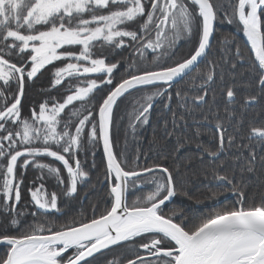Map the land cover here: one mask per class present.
Segmentation results:
<instances>
[{"label":"snow or ice","instance_id":"snow-or-ice-1","mask_svg":"<svg viewBox=\"0 0 264 264\" xmlns=\"http://www.w3.org/2000/svg\"><path fill=\"white\" fill-rule=\"evenodd\" d=\"M229 7L231 15L214 0H0V196L4 198L0 215L7 217V227L0 232L4 248L0 264H121L101 259L116 247H130L134 258L125 264H264V198L249 202L243 180L245 173L255 174L257 166L264 170V126H250L248 143L236 145L235 136H226L228 127L219 109L208 110L214 123L208 115L197 119L198 109L215 103L210 86L224 80L225 63L235 70L237 63L247 62L257 77V92L245 96L241 111L264 100V0H238ZM220 13L227 23L242 25L254 60L245 61L239 48L236 62L209 58ZM132 24L138 28L132 30ZM193 39L195 47L176 59L179 42ZM124 48H131L128 68L133 70L114 83L113 73L121 61L109 57ZM149 53L155 55L149 58ZM45 69L52 75L49 90L63 86L67 94L63 102L55 97L36 102L29 107L30 115L23 116L26 81L33 83ZM228 75L235 80L234 71ZM182 81L191 82L187 90L178 86ZM105 86L110 87L99 96L97 90L104 92ZM241 87L252 85L233 83L227 88L229 106L224 108L223 120L228 125L234 120L243 123L231 107ZM133 90L141 95L132 113V131L137 124L147 125L154 104L162 103L170 115L162 121V138L174 139L175 144L169 148L154 135L157 154L178 155L194 143L201 162L207 156L215 165L212 178L223 190L206 198L216 200L231 193L236 206L194 220L171 208L175 197L188 196L179 167L142 164L148 156L137 151L129 158L126 143L118 157L113 136L119 118L114 117V109ZM189 91L197 94L190 96ZM74 102H80L79 108H69ZM66 108L69 111L62 116ZM176 108L183 111L178 113ZM189 120L196 125L197 140L202 127H214L217 146L186 138L183 130ZM101 142L110 199L99 213L91 205V217L64 213L65 206L82 203L87 196L83 189L92 185L95 146ZM234 146L248 155L233 156V173L221 175L217 169L224 167ZM222 153L226 159H220ZM89 156L93 157L90 166ZM29 166L39 171L27 188L31 213L28 205L17 207ZM47 179L55 181L60 195L45 187ZM130 196L135 197L131 203ZM62 198L64 205L59 203Z\"/></svg>","mask_w":264,"mask_h":264},{"label":"trees","instance_id":"trees-1","mask_svg":"<svg viewBox=\"0 0 264 264\" xmlns=\"http://www.w3.org/2000/svg\"><path fill=\"white\" fill-rule=\"evenodd\" d=\"M217 5H223L225 11L231 15L232 9L229 7L230 3H238V0H214ZM262 21H264V17H261ZM218 22L216 27V33L214 37V41L211 47V52L209 58L213 61L221 62L225 60H230L232 62H236L235 58V50L239 48L241 53L243 54L245 61L249 58L254 60L253 54L250 51L249 47L244 42L241 36V25L237 23H227L224 21L223 13L218 15ZM132 30H136L138 25L132 24ZM262 30H264V26H262ZM195 47V39L192 42L180 41L178 47L176 49L178 55L176 59L183 58L186 54H188L192 48ZM99 51V50H97ZM107 49H104V52L107 53ZM131 48H124L122 50H117L115 55L110 56L109 58L113 61L120 60L121 66L118 70L113 73L115 77L114 83L118 82L122 76H127L129 71L133 69L128 68V64L133 60V57L130 55ZM154 53H149V58H151ZM138 62V61H137ZM57 64H61V62H56ZM62 66V64H61ZM151 66V65H149ZM225 68V77L221 82L219 80L215 81L210 86V93L215 95V103L209 102L208 105L203 108L198 109L197 119H202L204 115H208L209 120H213L212 115L209 113V108L219 109V116L222 118V122L228 127V132L226 136L232 135L236 137L235 144L240 145L242 143H248L246 137L248 134V130L250 126H264V100L259 101L254 106H249L245 108L243 111L240 109V105L244 103V98L246 95L256 94V78L252 75L253 69L249 66V63H237V67L235 70L230 69L229 64L223 65ZM52 68L51 65L48 66V69ZM204 66L201 67V71H204ZM234 71L235 80L229 78L228 72ZM94 78V77H93ZM83 79V78H82ZM52 82L51 72L47 69L42 70V74H38V77L33 83H28L26 81L25 89L26 94L24 100H22V104H24V108L22 110L23 116H29V107L33 106L36 102H39L43 99H47L48 97H55V99L59 102H63L64 96L67 94L63 86H57L56 88L50 89V84ZM67 83V81L65 82ZM191 82L182 81L180 88L187 90L188 86ZM199 83V81H197ZM233 83L244 84L250 83L252 87L250 89L239 88L234 89L237 90V103L232 105L231 107H235L237 110V117L243 121L242 124L237 123L235 120L231 125L227 124V121L223 120L225 116L224 108L228 105L226 91L227 88ZM13 90L15 85L12 86ZM110 86L104 87V92H97L99 96H103ZM194 91H189V95H195ZM140 93H135L132 96H128L127 99L122 98L118 102V106L114 110V117L117 119L118 123V132H116L113 136V144L114 150L116 151L118 157L122 150L125 148V143L127 144L126 152L129 158H132L135 153L138 151L141 155H147V161L141 160V163H147L151 165L153 163H160L165 166H168L170 170L173 167H179L180 169V181L184 184V190L188 193V196L178 195L174 198V203L171 205L172 209H179L183 212L187 213L188 217L197 220L205 215H207L210 211H219L226 207H233L237 205L236 197L231 193L225 192L223 195H220L216 200H210L206 197L214 192L223 191L217 181L212 178V170L215 167L213 162L209 157L205 156L203 162L198 158L199 150L195 147V144L192 143L189 146L180 150V153L177 155L172 153L171 155L165 154L166 158L160 157L157 154V147L153 144V136L155 135L160 144L167 143L169 148H171L175 144L174 139L164 140L162 138L163 135V124L162 121L164 119H170V115L166 109H164L163 104L157 102L156 106L151 110L152 115L149 119V123L143 127H140L138 124L136 125V131L133 132L129 127L130 123H132V113L135 110V102L140 98ZM99 96L97 97V101L99 100ZM176 98L173 97V107L175 104ZM191 103V101H189ZM80 102H74V105H70L69 108H79ZM177 112H182L183 110L180 108H176ZM69 111L68 108L65 109V113L61 114L65 116ZM75 119V118H74ZM215 121L213 120V123ZM171 127V125H169ZM195 127L196 125L192 124L191 120H189V124L187 129H184V135L186 138L191 139L194 142L202 141L205 146H209L215 148L218 143V138L216 134V130L211 126H204L201 128V132L203 133L199 139L195 137ZM239 129V131H237ZM59 130V129H58ZM87 132V129L85 130ZM259 152V148H257ZM247 156V150L240 149L239 147L234 146L230 153L226 154L222 153L220 159H226L225 165L222 168H218L217 171L219 174H229L233 173V165H232V157L237 155ZM95 168L91 171V180L92 185L85 187L83 189L84 192L87 193L86 197H82V203H72L63 208V212L66 214L76 215L79 218V214H83L84 217H91L92 212L90 210L91 205H96L97 213L102 212L104 210L106 201L110 199L109 197V187H106L107 181L104 180L105 176V159L101 147V143L95 146ZM93 157H88V165L90 166L92 163ZM190 160V162H189ZM43 162H50L49 158H43ZM219 163L218 161L216 162ZM56 166L62 168V165L59 162H56ZM63 172V168H62ZM20 169L19 166L17 168V175L19 176ZM39 175V171L34 169L32 166H29L25 175H24V184L21 185L22 188V200L21 204L17 207H21L23 205H28V211L31 213L33 211L32 206L29 204L30 194L27 191V188L30 185V182L35 180V178ZM237 177L239 178V172H237ZM244 183L247 185L246 187V196L248 197L249 202L251 203H259L262 198H264V170H261L259 166H257V171L255 174L245 173L243 177ZM39 183V182H37ZM0 185H2V173H0ZM45 187L49 191H56L58 195L61 194L60 188H58L55 184V181L52 179H47L45 182ZM137 196L141 195V193L137 192ZM3 196H0V201H3ZM135 197L130 196L129 203ZM59 203L64 205V199L62 198ZM56 216H61L60 213H57ZM27 219L31 220L32 217L29 215ZM0 232H3L7 227V217L0 215ZM8 231H15V229L9 228ZM4 248L0 247V254H3ZM134 258L131 254L130 247L129 248H120L116 247L115 251L107 253L105 257H102V261L106 262L108 260H120L121 264H125L126 259Z\"/></svg>","mask_w":264,"mask_h":264},{"label":"water","instance_id":"water-1","mask_svg":"<svg viewBox=\"0 0 264 264\" xmlns=\"http://www.w3.org/2000/svg\"><path fill=\"white\" fill-rule=\"evenodd\" d=\"M216 27H217V24L215 25V31H214V35H213V38L211 39V45L213 44V41H214V37H215V33H216ZM241 27H242V25H241ZM241 36H242V38H243V40H244V42L246 43V45L249 47V49H250V51H251V46H250V42H248V40H247V37L243 34V32L241 33ZM252 52V51H251ZM252 54H253V58H254V52H252ZM134 91V90H133ZM122 99V98H121ZM119 102V101H118ZM156 105V103L154 104V106ZM154 108V107H153ZM115 110V109H114ZM101 147H102V142H101ZM102 151H103V149H102ZM103 155H104V153H103ZM104 159H105V162H106V157H105V155H104Z\"/></svg>","mask_w":264,"mask_h":264},{"label":"flooded vegetation","instance_id":"flooded-vegetation-1","mask_svg":"<svg viewBox=\"0 0 264 264\" xmlns=\"http://www.w3.org/2000/svg\"><path fill=\"white\" fill-rule=\"evenodd\" d=\"M156 104H157V103H156ZM155 106H156V105H155ZM155 106H154V107H155Z\"/></svg>","mask_w":264,"mask_h":264}]
</instances>
